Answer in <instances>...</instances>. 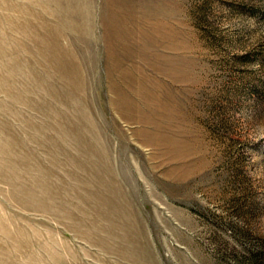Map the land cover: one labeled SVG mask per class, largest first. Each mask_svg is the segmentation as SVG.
I'll use <instances>...</instances> for the list:
<instances>
[{"label": "rangeland", "instance_id": "rangeland-1", "mask_svg": "<svg viewBox=\"0 0 264 264\" xmlns=\"http://www.w3.org/2000/svg\"><path fill=\"white\" fill-rule=\"evenodd\" d=\"M0 264H264V0H0Z\"/></svg>", "mask_w": 264, "mask_h": 264}]
</instances>
